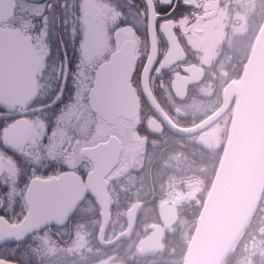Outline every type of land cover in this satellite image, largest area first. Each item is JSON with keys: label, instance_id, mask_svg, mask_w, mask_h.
<instances>
[{"label": "flooded vegetation", "instance_id": "flooded-vegetation-1", "mask_svg": "<svg viewBox=\"0 0 264 264\" xmlns=\"http://www.w3.org/2000/svg\"><path fill=\"white\" fill-rule=\"evenodd\" d=\"M121 3L126 4L127 0ZM127 7L130 21L134 18L139 26L137 33L142 41L135 53V68L139 71L131 79L139 109L132 118L117 117L113 123L105 122L98 128L95 125L89 131V136L100 133L95 139L97 145L109 142L112 137L121 144L118 164L106 176L111 219L103 239H100L101 208L95 196L86 194L66 222L53 224L40 238L36 235L32 240L1 244L0 252L11 253L0 254L8 264L180 263L184 242L192 236L193 218L198 217L209 191L210 179L206 173L199 172L194 153L199 143L210 146L204 142V135L212 130L227 135L234 100L222 118L196 134L179 135L169 124L192 128L222 105L224 87L240 78L264 22V0H171V6L169 0H158L152 16L147 6L146 17L140 14L144 0H134ZM59 35L56 32L55 36ZM76 58L72 55L73 61ZM145 68H148L147 80H143ZM50 74L51 80L47 79L48 72L43 79L44 94L50 91L49 85L55 87L57 73ZM143 82L167 117L154 110ZM129 141L136 145L133 151L142 160L130 161ZM157 147L171 149L175 154L168 155L177 157L169 159L171 167L161 168L163 173L159 175L153 174L156 160L150 159L146 152ZM137 204H142V208L131 233L108 244L128 229V212ZM162 204H167L169 209L176 206L178 219L165 230L162 250L143 255L140 249L152 232L150 227L162 225ZM246 236L244 247L250 260V248L259 243L255 250L258 252L264 243V202L253 229Z\"/></svg>", "mask_w": 264, "mask_h": 264}, {"label": "snow or ice", "instance_id": "snow-or-ice-1", "mask_svg": "<svg viewBox=\"0 0 264 264\" xmlns=\"http://www.w3.org/2000/svg\"><path fill=\"white\" fill-rule=\"evenodd\" d=\"M133 2L0 0V243L44 235L74 211L67 193L95 167L89 127L107 122L122 60L142 43ZM46 72L57 76L44 94Z\"/></svg>", "mask_w": 264, "mask_h": 264}, {"label": "water", "instance_id": "water-1", "mask_svg": "<svg viewBox=\"0 0 264 264\" xmlns=\"http://www.w3.org/2000/svg\"><path fill=\"white\" fill-rule=\"evenodd\" d=\"M149 9L152 16L155 12L151 5ZM150 27L153 33L154 24L151 23ZM154 39L152 37V43ZM154 48L155 44L152 45L153 53ZM136 61L135 54L125 55L122 60L107 123H113L117 117L132 118L137 114L139 98L131 85L132 69L136 66ZM147 76L148 68H145L143 80H147ZM143 89L154 110L165 115L148 85L144 83ZM233 100L234 108L224 149L197 218L183 264H222L242 233L250 226L264 194V22L240 78L224 87L222 105L192 128H180L172 122L169 127L179 135L196 134L222 118ZM92 151L96 153V161L91 176L69 189L67 201L75 209L86 194L97 198L102 217L100 239H103L104 231L111 219L107 192L109 182L106 176L118 164L121 144L112 137L109 142L98 145ZM141 208L142 204H137L130 209L128 229L108 244L131 233ZM167 212L169 213L166 214ZM160 214L162 225L150 227L152 232L145 238L140 249L143 255L162 250L165 230H169L178 219L176 206L169 209L167 204H162ZM11 231L12 229L5 227L4 234ZM6 241L17 240L12 238L4 242Z\"/></svg>", "mask_w": 264, "mask_h": 264}, {"label": "trees", "instance_id": "trees-1", "mask_svg": "<svg viewBox=\"0 0 264 264\" xmlns=\"http://www.w3.org/2000/svg\"><path fill=\"white\" fill-rule=\"evenodd\" d=\"M226 134L223 136V140L221 142V145L219 146H206L203 145L201 143L198 144V148L197 151L194 153L195 156L197 157V165H198V169L199 172L201 174H207V177H209L210 182L207 183V187H209L211 185V182L213 180V177L215 175L219 160L221 158L223 149H224V145H225V141H226ZM175 143V142H174ZM147 154H149L150 159L152 160H156V164L153 167L154 169V173L155 175H159L162 174L160 173V169L164 168L165 166H170L171 167V161L169 159H177V157L174 155H168L169 152H172V154H175V151L173 150H169V149H162L161 147H157L154 148L153 150H149L147 149ZM117 202V200H115ZM264 202V195L257 207V210L255 211L253 218H252V225L251 228H247L242 236L240 237V239L238 240V242L236 243V245L234 246L233 250L229 253V255L227 256V258L225 259V261L222 264H244V262L246 261L247 264H264V243L261 246V249L258 250V252H256L255 250H253L252 254L249 255V257H251V259L249 260L248 258H246L247 256V251L245 249V244H246V235L253 229L254 224L256 223V216L258 214V212L260 211L262 205ZM197 217L193 218V227H195V222H196ZM244 236H246L244 238ZM37 238L35 234L29 236L28 238H26V240H32ZM40 238V236H39ZM49 238V235H48ZM190 239L191 237H189L185 242H184V246L182 249V255L180 258V263L182 264L185 258V254L186 251L188 249V245L190 243ZM20 246H23V244ZM27 249H29V246H23ZM250 252V251H249ZM0 254H11L9 252H0ZM15 254V253H14ZM245 259V261H244Z\"/></svg>", "mask_w": 264, "mask_h": 264}, {"label": "rangeland", "instance_id": "rangeland-1", "mask_svg": "<svg viewBox=\"0 0 264 264\" xmlns=\"http://www.w3.org/2000/svg\"><path fill=\"white\" fill-rule=\"evenodd\" d=\"M93 126H95V124H92L90 127H89V131H91L92 130V128H93ZM91 129V130H90ZM94 137H95V139L96 138H98V137H100V133H97L96 135H94ZM204 142L207 144V145H216V146H218V144L219 145H221V142H222V140H223V136H221L219 133L217 134V132H216V130H212L209 134H206V135H204ZM135 149H136V145H134V146H132L131 144H130V141H129V143H128V158L130 159V161L131 162H133V161H139V160H142V157L141 158H139L140 156H139V153H135L134 151H135ZM134 150V151H133ZM257 246H259L260 244L258 243V244H256ZM256 245H253L250 249H252L251 250V254L253 253L252 251L253 250H256L257 249V246ZM249 249V250H250ZM250 254V255H251ZM244 261H245V259H244ZM246 261H247V259H246ZM246 261L244 262V264H247L246 263Z\"/></svg>", "mask_w": 264, "mask_h": 264}]
</instances>
